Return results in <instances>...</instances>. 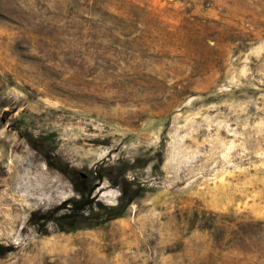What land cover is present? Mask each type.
Wrapping results in <instances>:
<instances>
[{"label": "rangeland", "instance_id": "obj_1", "mask_svg": "<svg viewBox=\"0 0 264 264\" xmlns=\"http://www.w3.org/2000/svg\"><path fill=\"white\" fill-rule=\"evenodd\" d=\"M0 162V264H264V0H0Z\"/></svg>", "mask_w": 264, "mask_h": 264}, {"label": "trees", "instance_id": "obj_2", "mask_svg": "<svg viewBox=\"0 0 264 264\" xmlns=\"http://www.w3.org/2000/svg\"><path fill=\"white\" fill-rule=\"evenodd\" d=\"M24 136L27 140H31L30 144L34 149H37L43 154L47 152V148L45 147L47 144V137L37 136L30 138L27 134H24ZM52 167L58 169L70 180L75 192V197L65 199L57 207V210L65 208V212L59 214L55 219L60 231H71L77 228H90L108 220L121 217L127 206L140 195L141 189L138 186L135 188L130 187L133 182L125 180L120 183L116 182L114 184H117L119 189L117 201L115 204L106 205L96 199L97 197L93 193L98 182L103 178L102 174H97L96 171H91V173L95 172L96 175L91 179L86 178L85 180H82L79 178L78 174H76V170L74 168L66 167L63 169L57 163H54V165L52 164ZM85 209L87 212H84ZM76 212H81L79 213V219L77 218L74 223H69V226L67 227L61 225L60 220L71 218L73 217V214H76ZM47 218L48 217H45V219ZM2 253L3 251H0V255Z\"/></svg>", "mask_w": 264, "mask_h": 264}, {"label": "crops", "instance_id": "obj_3", "mask_svg": "<svg viewBox=\"0 0 264 264\" xmlns=\"http://www.w3.org/2000/svg\"><path fill=\"white\" fill-rule=\"evenodd\" d=\"M128 225H129V227H130V228L132 227V224H131V222H128Z\"/></svg>", "mask_w": 264, "mask_h": 264}, {"label": "bare ground", "instance_id": "obj_4", "mask_svg": "<svg viewBox=\"0 0 264 264\" xmlns=\"http://www.w3.org/2000/svg\"><path fill=\"white\" fill-rule=\"evenodd\" d=\"M1 163V162H0Z\"/></svg>", "mask_w": 264, "mask_h": 264}]
</instances>
